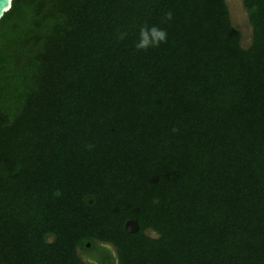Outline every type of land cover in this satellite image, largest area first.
<instances>
[{
	"label": "trees",
	"instance_id": "1",
	"mask_svg": "<svg viewBox=\"0 0 264 264\" xmlns=\"http://www.w3.org/2000/svg\"><path fill=\"white\" fill-rule=\"evenodd\" d=\"M242 5L247 47L226 0H12L0 264L96 243L100 264H264V0ZM142 26L166 41L138 50Z\"/></svg>",
	"mask_w": 264,
	"mask_h": 264
},
{
	"label": "rangeland",
	"instance_id": "2",
	"mask_svg": "<svg viewBox=\"0 0 264 264\" xmlns=\"http://www.w3.org/2000/svg\"><path fill=\"white\" fill-rule=\"evenodd\" d=\"M226 3L228 5L231 22L241 33V45L242 47H247L251 42L252 29L248 22L247 12L242 5V0H226ZM148 233L152 236L155 235L153 232ZM79 254L86 262L88 258L90 259L89 253L83 249L79 250Z\"/></svg>",
	"mask_w": 264,
	"mask_h": 264
},
{
	"label": "clouds",
	"instance_id": "3",
	"mask_svg": "<svg viewBox=\"0 0 264 264\" xmlns=\"http://www.w3.org/2000/svg\"><path fill=\"white\" fill-rule=\"evenodd\" d=\"M172 14L169 12L166 14L167 19H171ZM167 34L164 30L152 26H142L140 28V39L135 45L138 50H147L149 47H158L161 42H165Z\"/></svg>",
	"mask_w": 264,
	"mask_h": 264
},
{
	"label": "flooded vegetation",
	"instance_id": "4",
	"mask_svg": "<svg viewBox=\"0 0 264 264\" xmlns=\"http://www.w3.org/2000/svg\"><path fill=\"white\" fill-rule=\"evenodd\" d=\"M97 247V251L94 255H90V259L88 258V263L89 264H100L98 262V259L101 255L104 254V256L106 255V252L109 255V259L111 261H114L115 259V249L113 248V246H111L110 244H106V243H97L96 244Z\"/></svg>",
	"mask_w": 264,
	"mask_h": 264
},
{
	"label": "water",
	"instance_id": "5",
	"mask_svg": "<svg viewBox=\"0 0 264 264\" xmlns=\"http://www.w3.org/2000/svg\"><path fill=\"white\" fill-rule=\"evenodd\" d=\"M12 0H0V18L3 14L11 8ZM91 203V199H89ZM124 228L129 233H134L138 229V223L134 219H128L124 223ZM86 246H89V243H86Z\"/></svg>",
	"mask_w": 264,
	"mask_h": 264
}]
</instances>
